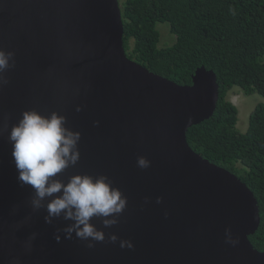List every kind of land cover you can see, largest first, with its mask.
Segmentation results:
<instances>
[{
	"label": "water",
	"instance_id": "1",
	"mask_svg": "<svg viewBox=\"0 0 264 264\" xmlns=\"http://www.w3.org/2000/svg\"><path fill=\"white\" fill-rule=\"evenodd\" d=\"M0 50L13 53L0 74V264H264L248 239L260 223L253 193L186 140L216 108L212 70L180 85L130 60L118 0H0ZM29 110L80 133L78 161L54 179L104 176L126 198L117 223L90 219L102 242L67 239L74 221L45 222L61 193L34 208L17 181L8 135Z\"/></svg>",
	"mask_w": 264,
	"mask_h": 264
},
{
	"label": "trees",
	"instance_id": "2",
	"mask_svg": "<svg viewBox=\"0 0 264 264\" xmlns=\"http://www.w3.org/2000/svg\"><path fill=\"white\" fill-rule=\"evenodd\" d=\"M119 6L130 60L180 85L190 84L201 66L216 75L214 113L190 127L186 140L251 190L260 224L248 239L264 252V104L255 107L246 131L239 132L237 109L226 98L237 87L264 99V0H123ZM158 24L169 25L173 44L158 46L160 34L163 38Z\"/></svg>",
	"mask_w": 264,
	"mask_h": 264
},
{
	"label": "clouds",
	"instance_id": "3",
	"mask_svg": "<svg viewBox=\"0 0 264 264\" xmlns=\"http://www.w3.org/2000/svg\"><path fill=\"white\" fill-rule=\"evenodd\" d=\"M12 57L13 53L0 50V74L10 67L9 61ZM7 82L0 75V84ZM238 89L242 95L246 96L240 88ZM65 120L64 116L58 115L56 112L51 113L48 117L42 116L34 110L22 113V118L11 128L8 135L12 146L11 156L18 173L17 181L21 185L31 186L34 190L35 199L32 201L34 208H39L40 201L45 197H53V194L61 193L48 202L45 222L51 223L50 218L59 217L61 214L64 219L74 221L64 229L67 239H70L71 234L75 231L77 238L81 240L91 238V240L102 242L104 233L97 230L90 223V219L94 216L113 217L103 220L105 227L117 223L115 216L125 208L126 198L122 197L118 189L111 187L104 176L93 180L88 175H75L66 184L54 179L57 174L70 164L74 165L79 159L77 143L80 133L66 128ZM136 164L140 168H146L149 161L140 156L137 157ZM223 170L233 174L248 188L237 174L225 168ZM55 239L59 242V236H56ZM109 240L114 243L117 237L110 235ZM231 242L235 243L236 241ZM92 246L89 243L88 247ZM124 246L132 247L129 241H122L121 247Z\"/></svg>",
	"mask_w": 264,
	"mask_h": 264
},
{
	"label": "rangeland",
	"instance_id": "4",
	"mask_svg": "<svg viewBox=\"0 0 264 264\" xmlns=\"http://www.w3.org/2000/svg\"><path fill=\"white\" fill-rule=\"evenodd\" d=\"M118 2L121 3L123 0H118ZM156 29L158 30L159 34L160 32L163 34V38L160 34V41L158 44L159 47L169 46L174 43L175 38L170 32V27L168 24H158ZM226 98L237 108L238 120L236 123V129L239 132H245L247 126H249V116L251 112L258 104H264V99L256 93L244 96L237 87H232L228 91Z\"/></svg>",
	"mask_w": 264,
	"mask_h": 264
}]
</instances>
